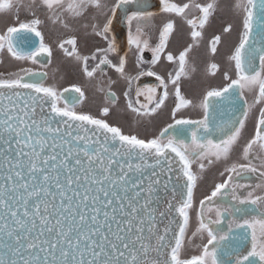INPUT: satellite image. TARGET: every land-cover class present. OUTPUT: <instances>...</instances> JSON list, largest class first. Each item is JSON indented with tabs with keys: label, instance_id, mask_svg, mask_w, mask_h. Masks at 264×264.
<instances>
[{
	"label": "snow or ice",
	"instance_id": "obj_1",
	"mask_svg": "<svg viewBox=\"0 0 264 264\" xmlns=\"http://www.w3.org/2000/svg\"><path fill=\"white\" fill-rule=\"evenodd\" d=\"M221 6V0H0V14L13 21L0 29V53L52 62L36 11L43 9L70 33L56 47L85 78L110 68L126 81L123 98L132 113L152 116L174 97L171 123L142 138L106 119L119 99L111 80L93 115L77 110L86 98L78 84L57 89L44 83L47 72L31 67L0 73V264H264V0H235L232 20L207 40L204 75L215 77L220 65L207 57L218 54L224 34L237 33L222 84L204 89L195 105L182 92V80L197 70L190 56ZM177 18L190 42L173 51ZM118 21L121 33L127 25V49H135V75L126 71L127 52L118 63L110 59L120 47ZM81 32L101 42L89 54L79 49ZM146 50L147 63L171 69L144 70ZM142 77L157 83H137ZM189 106L201 110L198 119L178 115ZM219 161L230 163L194 210L200 174ZM244 173L260 178L247 195L239 191L250 187L240 182Z\"/></svg>",
	"mask_w": 264,
	"mask_h": 264
},
{
	"label": "flooded vegetation",
	"instance_id": "obj_2",
	"mask_svg": "<svg viewBox=\"0 0 264 264\" xmlns=\"http://www.w3.org/2000/svg\"><path fill=\"white\" fill-rule=\"evenodd\" d=\"M29 2H30V0H25V4H27ZM232 2H233V0H228L226 3L228 5H231ZM37 10H39V9H36V11ZM37 14L44 20V17L39 12H37ZM19 15H20L21 19L27 18V13H26V11L24 10L23 7L21 8V11H20ZM228 15H229L228 12L227 11L224 12L223 7L221 6V9L212 18L210 24L207 26L206 30L204 31V36H206L205 37L206 42L205 43L203 42L204 45H203V43L200 45V47L202 48L203 52H204V49L206 47L207 40L211 37V35L219 33L218 31H215V30L212 29L213 28L212 23L215 22L217 20V18H219V19H222L223 17L226 18ZM12 22L13 21H12L11 15L0 14V29H3L6 23H12ZM227 22H229V21H227ZM46 24L48 26H46ZM157 24H159V18H157V20L153 21V26L149 30V36L151 37L150 42L152 44L155 43V37H156L155 25H157ZM176 24H177L178 32L179 31H182V32H179V33L177 32V35L173 36V38H172V42H171V44L169 46V50H173V51H175V50H177L179 48H182V46H185L187 42H190L189 39L186 36L181 35L182 33L187 32V26L179 18H177ZM51 25L54 26L53 24H51ZM223 25H224V23L221 22L219 28L221 29ZM59 27H60L59 25H55L51 29L50 25L47 23V21H44V24L42 25V31H43L44 36H45V41L47 43H49L51 45L52 49H53L52 62L50 64H49L47 59L41 58V64H45V65H47V67L42 68L41 64H32L31 62L15 61L10 56H8L6 53H0V73H3V74L7 73V71L3 70L2 67L7 68L8 70L11 69L14 72L18 71L21 67H31L36 72H47V76L44 79V83L55 86V84L53 82H50L48 80V75H49V72H50L48 67L49 66H51L53 68L56 67L57 68L56 73H57V76H58V73H60L58 68L62 67V62H63L65 56H64L63 52L56 47V44H57V42H58V40L60 38L66 37L67 35L70 34V33L66 32V30H64L63 28L59 29ZM123 27H124V31L121 33V24L118 21L117 24H116V32L120 33V35L117 37L118 42L120 44V47H119L118 53H113V54L110 55V59H112L114 63H118L119 55H124L127 52V57L133 59L134 65H135V49H132V50H128L127 49L126 44H125L126 35H127V25H124ZM47 28L49 30H47ZM52 31H53V33L51 35L50 32H52ZM79 36H80L79 49H80L82 54H89L91 51L94 50V47L97 44L101 43L99 41V38L98 39L96 38L93 41L92 40L91 41H87L81 35H79ZM92 38H95V37H90V39H92ZM82 40H84L85 42L82 43L81 42ZM175 45H178L180 47L177 48V49H174L173 47ZM151 55H152L151 52L147 51V50L144 53L145 64L141 65V67L144 70H147L149 67H151L150 64L147 63L148 61L151 60ZM205 61H206V59H205ZM214 61L216 62V60H214ZM152 68H153V66H152ZM170 69H171L170 65L165 66V67H163L161 69H157V70L153 68V70H155L157 72H160L162 74H165L166 71H168ZM227 70H229V68ZM137 71H138V69L134 70L129 75H134L133 73H136ZM4 72H6V73H4ZM223 72L220 73L221 77L218 80L217 84H215V85L210 84V86H218V85L222 84V74H223ZM114 73H116V72H114ZM79 76H80L81 80H77V82L67 83V84H65V86L59 87L57 89H62V88H65V87H69L73 83L78 84V85L81 86V84H79L78 82L79 81L83 82L84 76L82 74H80ZM114 76H116V74L112 75V77H114ZM100 77H101V75L97 74V77L95 78V80L100 79ZM55 78H56V76H55ZM186 84L187 83L182 85V92L186 95V98L192 100L193 101V105H195V104H197L199 102L197 100V98L199 97L198 92L193 93L191 91H188L190 86L186 85ZM171 96H169V99L166 101L165 106L162 109H160V114H159V119L160 120L155 124V126L149 128V130H151V132L153 134H157L159 132V129L161 127H164L165 124L171 123V107L174 106V103H173L174 97H172L170 99ZM247 96L249 98V101L251 102L252 94L251 93H247ZM119 98L122 99L123 104L126 103L124 101V98H123V91H122V95H120ZM102 106H104V104H100L98 106L97 110L100 107H102ZM77 110L78 111H83V112H88V111H85V105H83L82 103L77 105ZM257 113H258V109H254L253 112L250 114L249 120L247 122V128H246V130L244 132V136L245 137H248L249 133L251 131H253L254 118L257 115ZM178 115H182L184 117L191 118V119H198L200 117V115H201V110L198 107L189 106L188 108L182 110V112L180 114H178ZM106 119L110 123H114V124H117L118 126H120L123 129V131L126 132V133H129V134H133L134 133V134L139 135L142 138L145 137L144 135H142L140 133L141 131L144 132L145 130L136 129L134 127L132 128V124H129L124 119H123L124 121H122L121 119H117V117H112L111 118V110H110L109 115L106 117ZM153 134L147 135L146 137H151ZM238 155H239V151L238 150L234 151L233 154H232V159L233 160L238 159ZM226 163H230V161H227V162L226 161H219L215 165L209 166L205 170V172L203 174H200L201 175V179L198 181V186L194 190V210H195L196 207L199 206V203H198L199 199H201L203 197V195L208 194V192L210 191L211 186H213L214 181L221 179L219 177V172L223 170V168L226 165ZM193 170L198 172V166L197 165H193ZM243 176H244V178L241 179L240 182L245 184V185H248L250 187H247L245 189H240L239 191L243 195H247L248 191L252 190V188L257 183H260V178H259L258 174L257 175H253L252 173H244ZM257 194H259V190H257ZM222 202H224V201H221V200L217 201V203H222ZM194 210H193V221L195 220ZM253 214H255V213H253ZM213 216H214V214H213ZM196 243H199L198 239H197ZM187 252L188 253H193L194 249L191 246H189L187 248Z\"/></svg>",
	"mask_w": 264,
	"mask_h": 264
},
{
	"label": "rangeland",
	"instance_id": "obj_3",
	"mask_svg": "<svg viewBox=\"0 0 264 264\" xmlns=\"http://www.w3.org/2000/svg\"><path fill=\"white\" fill-rule=\"evenodd\" d=\"M227 1L228 0H221V5L224 9V12L227 11L229 15L226 18H224V17L222 19L217 18V20L212 23V25H213L212 29L215 31H218V32L221 31V29L219 28L221 22L226 24L227 21L232 20V16H231L230 12L228 11V7L230 5H228L226 3ZM234 2H235V0H233V2L231 4H233ZM37 12H39L44 17V21H47V23L50 25L51 29H52V27L55 26V25L52 26L51 23L46 19V13L44 12L43 9H39V10H37ZM46 26H48V25L46 24ZM59 29H62V28L59 27ZM47 30H49V29L47 28ZM179 32H182V31H179ZM52 33H53V31L50 32L51 35H52ZM78 34L81 35L87 41H91V40L93 41L96 39V38L90 39V37L85 38L83 36L82 32L78 33ZM205 37L206 36H204L203 39L201 40L200 45L203 42L204 43L206 42ZM236 38H237L236 31H233L230 35L224 34L223 43L219 46L218 54L215 57H211V56L207 57L208 60H211V59L216 60V62L220 65V69H219V71L215 77H206L204 75V69L206 66V61H205L206 58L204 57L202 48L200 46L191 54L190 61L195 63V67L197 70H196V72L191 74L190 78L183 79L182 85L187 83L186 85L190 86L188 91H191L193 93L198 92V95H199V97L197 98L198 101H199L204 89L209 87L210 84H213V85L217 84L218 80L221 77L220 73H222L223 71H225L229 68L228 62L226 60V55L228 54V52L230 50V45L236 41ZM81 42L83 43L85 41L82 40ZM204 43H203V45H204ZM179 47L180 46L175 45L173 48L177 49ZM127 60H128V63L126 65V71L128 74H130L134 70H136V67L134 65L133 59L127 57ZM168 65L169 64L167 62H162L156 66H153V68L157 70V69H161V68L168 66ZM2 68H3V70L7 71V73L4 72L6 74L14 72L11 69L8 70L5 67H2ZM48 69L50 70L49 75H48V80L50 82H53L55 84L56 88L65 86V84H67V83L77 82V80H81L79 75L82 74V72L79 69L78 62H76L75 60L68 58L66 56L64 57V60L62 62V67L58 68L59 72H60V73H58V76L56 73V70H57L56 67L53 68V67L49 66ZM114 72L115 71L113 69L109 68V69H107V75L101 76L100 79H98V80H95V79L89 80V79L84 77L83 82H81V81L78 82L79 84H81L82 89L85 91V97L86 98H85V101L82 102V104L85 105V111H88L93 115L99 114L97 108L100 104H104V91H101L100 89L107 90V88L109 87V84H108L109 80H111L113 82L111 84L112 91L116 92L118 97L120 95H122V91L127 86L126 81L121 79L119 77L118 73H114ZM113 74H116V76L112 77ZM133 74L135 75L136 73H133ZM55 76H56V78H55ZM137 83L143 85L145 83L154 84L157 82L155 81L154 77H142L141 80ZM172 97L173 96H171L170 99ZM109 106H110V110H111V118L117 117V119H121L122 121L126 120L129 124H132V128L134 127L136 129L145 130L146 132L145 131L140 132L145 137L147 135L153 134L151 132V130H149V128L155 126V124L160 120L159 119L160 110H158V112L156 114H153L152 116H137L134 113H132L130 110L127 109L126 103L123 104V101L120 98L118 99L116 105H109Z\"/></svg>",
	"mask_w": 264,
	"mask_h": 264
},
{
	"label": "water",
	"instance_id": "obj_4",
	"mask_svg": "<svg viewBox=\"0 0 264 264\" xmlns=\"http://www.w3.org/2000/svg\"><path fill=\"white\" fill-rule=\"evenodd\" d=\"M150 170H146L145 174H149ZM173 182L176 183V176L175 174H173ZM170 190H171V186H170ZM170 190H169V193L168 195L170 196ZM160 197L161 199L163 200L165 198V194L164 193H160Z\"/></svg>",
	"mask_w": 264,
	"mask_h": 264
}]
</instances>
